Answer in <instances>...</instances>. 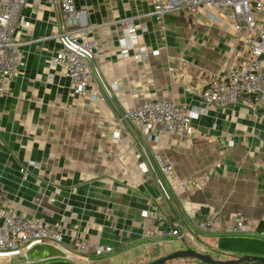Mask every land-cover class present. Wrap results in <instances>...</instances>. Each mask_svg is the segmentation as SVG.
<instances>
[{
	"label": "crops",
	"instance_id": "crops-1",
	"mask_svg": "<svg viewBox=\"0 0 264 264\" xmlns=\"http://www.w3.org/2000/svg\"><path fill=\"white\" fill-rule=\"evenodd\" d=\"M74 3L82 11L83 38L99 41L92 61L98 97L74 95L64 67L51 63L63 17L55 0H28L20 9L27 23L15 33L22 63L0 83V225L6 214L41 217L63 228V242L2 252L0 264L69 261L65 253L75 264H148L186 247L221 260L264 256V111L201 100L210 80L249 58L243 39L201 11L145 16L153 0ZM128 17L149 51L140 59L118 49L120 21ZM156 99L202 108L193 133L156 141L133 121L118 120ZM156 154L171 172L160 171ZM147 209L179 222L185 240L160 239L147 250L140 233L155 223L143 216ZM213 209L220 210L216 231L204 233L197 224ZM242 217L246 231L231 232ZM82 243L88 248L79 253ZM108 245L109 252L95 253ZM165 264L204 263L178 258Z\"/></svg>",
	"mask_w": 264,
	"mask_h": 264
},
{
	"label": "built area",
	"instance_id": "built-area-1",
	"mask_svg": "<svg viewBox=\"0 0 264 264\" xmlns=\"http://www.w3.org/2000/svg\"><path fill=\"white\" fill-rule=\"evenodd\" d=\"M28 0H0V83L17 73L22 63L15 33L18 27L26 26L19 18L20 9ZM62 11L61 31L57 37L60 48L51 58L52 64H61L68 76L71 92L74 95L98 97L92 65L99 41L86 40L79 26L82 11L75 6L74 0H55ZM201 11L207 19L230 29L233 34L245 42L249 58L230 65L224 73L210 80L202 89L201 100L205 106L225 107L242 105L257 112L264 111V0H153L151 10L145 16L162 19L164 15L179 11ZM121 34L118 37V49L121 55H131L140 59L148 54V49L140 45L138 27L134 17L120 21ZM97 77H99L97 75ZM117 83V82H115ZM3 87L0 84V92ZM202 108L185 107L172 100L156 99L134 105L120 114L118 120H130L138 125L147 139L158 140L168 133H193L192 120L200 114ZM119 137V131L113 132ZM156 163L160 171L171 172L173 167L156 154ZM177 185L187 186L185 181ZM144 217H153L152 227L143 229L140 237L146 241L144 247L151 250L157 240L174 238L185 240L188 235L181 229L179 222H169L168 218L156 209L143 211ZM219 209H213L201 220L197 227L204 233L216 231ZM246 218H237L230 230L239 234L246 231ZM62 227L51 224L41 217H29L19 214L3 215L0 225V253L25 250L35 241H47L57 245L63 242ZM82 243L76 246L79 253L87 249ZM112 250L111 246L96 247L95 253L102 254ZM69 262L74 256L65 253Z\"/></svg>",
	"mask_w": 264,
	"mask_h": 264
},
{
	"label": "water",
	"instance_id": "water-1",
	"mask_svg": "<svg viewBox=\"0 0 264 264\" xmlns=\"http://www.w3.org/2000/svg\"><path fill=\"white\" fill-rule=\"evenodd\" d=\"M178 258H194L206 264H264V256L244 255L228 260H221L212 257L209 253L197 251L191 247H186L181 250L161 256L148 264H165L166 262ZM41 264H75L69 261H54Z\"/></svg>",
	"mask_w": 264,
	"mask_h": 264
},
{
	"label": "rangeland",
	"instance_id": "rangeland-1",
	"mask_svg": "<svg viewBox=\"0 0 264 264\" xmlns=\"http://www.w3.org/2000/svg\"><path fill=\"white\" fill-rule=\"evenodd\" d=\"M173 243H174V244L180 243V240L174 239ZM170 261H171V260H170ZM204 264H206V263H204Z\"/></svg>",
	"mask_w": 264,
	"mask_h": 264
}]
</instances>
